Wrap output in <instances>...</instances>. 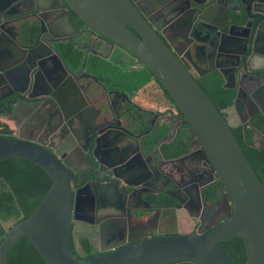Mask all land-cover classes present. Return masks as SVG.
Masks as SVG:
<instances>
[{"label":"water","instance_id":"95a60500","mask_svg":"<svg viewBox=\"0 0 264 264\" xmlns=\"http://www.w3.org/2000/svg\"><path fill=\"white\" fill-rule=\"evenodd\" d=\"M1 1L6 7L24 2ZM46 1L36 0V3L47 5ZM228 1L234 0H214L211 6L206 7L199 0H154V5L149 2L142 7L140 2L132 0H64L86 25L84 31L105 42L102 47L111 44L110 48H120L133 61V65L127 62L129 66L148 71L149 76L154 75L166 89L180 113L173 125L174 134L167 136L168 142L175 139L179 129L185 130L182 124L186 121V129L197 143L195 150L179 156L166 159L162 155L165 163L171 165L168 171L175 175L173 164L179 162L180 172L187 174L182 178L189 177L173 186H178L181 192L182 200L172 194L180 205L156 211L157 220L149 231L142 233H134L141 228L128 227L130 214L125 210L112 215L104 213L98 220L88 221L89 224H97L99 237V254L88 258L76 255L71 243L72 221L79 219L82 200L90 202L89 213L94 216V210L98 208L96 201L100 199H107L106 206L118 208L115 194L120 192L126 198L124 207L127 208L135 191H140L138 196L142 201V195L151 189L171 194L153 185L155 173L167 177L168 183L174 181V177L164 174L155 165L149 168V160L143 158L142 146L136 135L119 127L115 120H106L107 113L112 112L109 101H100L97 109L87 106V100L93 102L91 97L99 95V90L92 82L83 84L84 78H92L107 95L110 93L97 75L85 70L87 56L92 53L90 48H85L80 69L69 67L54 46L44 55L38 48L40 45L46 47L43 43L24 49L34 44L32 28L36 29V26H29L32 22L27 16L20 17L18 12H2L0 7V98L13 95L6 112L10 117L14 113L22 117L20 123L38 109L52 118L50 111L44 109L45 104L50 103L57 116V126L51 127V135L47 139L20 133L0 134V160L25 158L41 167L51 179L45 195L29 217L22 218L21 214L19 219L4 224L7 233L0 243V264H9L8 252L22 235L29 238L47 264H231L220 242L233 237H240L243 241L244 264H264V176L260 179L255 173L230 122L197 82L200 76L219 70L225 78V86L236 91L232 106L242 125H251L250 121L256 114L264 118V107L260 104V98H264V0H254L255 13L248 14L249 20L244 24L230 17L236 10ZM51 4L54 9L63 10L69 25L75 30L73 34L82 33L83 30L74 25L67 8L59 0H51ZM40 6L36 8L38 12L32 10L34 15H42ZM49 18L54 25L52 27L58 29L59 19ZM254 18L258 19L252 23ZM15 21H22L16 33L22 43L20 47L24 48L19 47L18 52L25 50L18 59H14L17 54L5 50L6 43L13 42L10 35H15L7 25ZM187 35L189 43L176 42V38ZM193 41L202 43L203 51L204 47H210L214 54L210 68L201 70L194 66L195 70H192L183 61L181 54ZM95 54L105 59L110 57L108 54ZM8 84L13 86L12 92L3 94L2 89ZM26 85L28 87L25 88ZM38 105L41 106L36 109ZM99 115L103 119L101 122ZM123 136L132 138L135 144H128L121 155L112 154L113 149H102L106 138L117 142ZM184 139L186 141L187 136ZM263 146L264 134L259 148ZM196 154L201 156L200 163L210 166L209 183L202 182L196 172L192 175L191 164L197 163L194 160ZM136 164H140L147 173L134 171ZM84 165L86 169L82 171ZM89 166L92 168L88 169ZM85 173L92 174V177L83 182ZM133 176L141 178L129 182L128 177ZM214 176L217 177L215 184L222 192V216L207 227V234L200 227L195 231L182 232L177 210L183 209L184 216L198 218L202 224L201 194L214 182ZM119 184L134 186L135 191L120 190ZM146 202L149 205L148 199ZM139 209L133 207L131 213L143 219L136 213ZM166 223L172 224V228H164L162 224ZM111 239L113 241L103 246Z\"/></svg>","mask_w":264,"mask_h":264},{"label":"flooded vegetation","instance_id":"af4514ba","mask_svg":"<svg viewBox=\"0 0 264 264\" xmlns=\"http://www.w3.org/2000/svg\"><path fill=\"white\" fill-rule=\"evenodd\" d=\"M35 1V2H34ZM134 2H140L142 7L147 6L146 3H149L152 5H154V0H132ZM202 1L203 4L202 6H206L209 7L213 4L214 0H199ZM34 2V3H33ZM59 2L61 3V5H63L65 8H67L68 14L70 16V18L72 19V22L74 23V25L76 27H78L79 29H82V33L78 32L75 33L74 28H72L66 17L64 16V12L63 10L56 8L54 9L53 6L50 7L51 4V0L46 1L47 5L44 3H36V0H24V2L22 4H18L15 5L14 7H6L4 2H0V7L2 9V12H10V13H15L18 12L19 15H21L20 17L23 16H27V19H29L30 22H32L31 25L29 26H36V29L32 30L35 32L34 36H33V41L34 44L30 45L28 48H24V47H20L21 46V42L18 41V26H20L22 24V21H15V23H10V26L8 28H11V32L15 33L14 36H11L13 40L6 43L5 46V50L7 52L10 51L17 54V57H15L14 59H18L21 54L24 55V51L25 50H19L18 52V48H24V49H30V48H34V45H38L39 43H43L46 45L45 46H39V50L40 52L44 55L49 53L48 49L52 48L55 44H59V43H67L69 41L75 42L78 46H80L84 51L86 50L85 48H90V51L94 54V53H101L102 55H107L108 52L103 51L102 49H104V47L102 48H98L96 47V45L99 43L100 45L104 44V41H101L100 38H98L96 35H92L90 33H88L87 31H84V29H86V25L83 24V21H80L78 19H75L74 16L71 15V10L67 7L66 3L64 2V0H59ZM254 2V0H234V1H228V4H234L233 7L235 8V12H232L230 14V17L232 16L233 21L235 22H239L241 24H244V22L249 18L247 17L248 14H254L255 11L253 10V6L252 3ZM40 6L41 8H43V11L41 10V14L40 16L34 15L36 12H38L36 10V8ZM35 9V13L32 12V10ZM47 9V10H44ZM264 9V8H263ZM40 13V12H39ZM49 16L53 17H57L59 19V28L55 29L54 25H52V23H50V18ZM26 18V17H25ZM42 19V20H41ZM258 18H254L252 23L255 22ZM42 21V22H41ZM40 26H37L39 25ZM37 24V25H35ZM15 26V27H14ZM17 26V27H16ZM50 26V27H49ZM165 27V26H164ZM35 28V27H34ZM17 32V33H16ZM161 35V34H160ZM188 35H190V32L188 33ZM187 36H185V38H176V42H181V43H189L187 41ZM9 38V37H8ZM213 42V41H212ZM25 44V43H23ZM5 45V44H4ZM27 45V44H25ZM109 47V53L108 55H110V59L112 60V58H116L119 61H126L130 64H132L131 59L129 58V56H127L126 54H124L122 52V50L120 48L117 47H111V44H106ZM177 45V44H176ZM55 47V46H54ZM177 48L181 50V47L179 45H177ZM204 51H203V44L202 43H197L196 41H193L192 43L188 44V46L186 47V49H184V51L181 54V57L183 59V61L186 63V65H188V67L190 69H194L195 67L197 69H207L210 68L211 63L213 62V56L214 54L212 53V51L210 50V47H204ZM4 50V49H2ZM123 56H122V53ZM90 54V53H89ZM88 54V55H89ZM19 56V57H18ZM14 59H12V62H14ZM49 63V62H47ZM6 64V63H5ZM44 66H46V64H43ZM254 66H256V64H253ZM61 67H63V65H61ZM46 69V67L44 68ZM80 69V68H79ZM211 72V71H210ZM60 73L61 75H63V71L60 68ZM209 73V72H208ZM205 75V74H204ZM202 75V76H204ZM200 76V77H202ZM63 77V76H62ZM199 77V78H200ZM154 80H151V83ZM83 82V81H81ZM28 87V85L25 86V88ZM13 86L11 84H8L6 87H4L2 89V93L3 94H9L10 92H12ZM40 89V88H38ZM115 90V89H114ZM112 90V91H114ZM119 90V89H118ZM53 93L55 92V88L52 89ZM117 92V94H109V98L107 99L109 101V103L111 104L112 107V111H113V117H114V113H116L117 115L120 113H123L122 116L124 118H134L135 120L137 119V121H140L139 118L137 117V114L134 116L130 113L129 111L132 110L133 108L135 109V107L139 110L144 111L145 109H143L142 106H140L139 104H137L134 100H136V96H131L134 93H127L124 92L122 90L119 91H114ZM124 93H126V96L124 95ZM12 96H6L4 98H0V129L7 127L9 129H11L10 127L14 126V131L11 132H1L0 130V134H8V135H13V134H22V135H27V136H37L41 139H47L48 136L51 135L50 130L51 127L54 126V128H56V124H57V116H56V111H55V107H53L50 103H46L44 106V109H46L47 111H50V114H52V118H48L45 114V111H38L31 113L30 117H28L25 121L23 120L22 123H20L22 117L18 116V114L14 113L12 117H10L9 113L6 112V108L8 107V101L9 99H12ZM31 101L33 99H30ZM35 101V100H33ZM88 104L87 106L90 108H95V105L93 102H90L89 100H87ZM62 104V103H61ZM92 104V105H91ZM41 105H38L36 107V109L38 107H40ZM123 106V107H122ZM68 108V107H66ZM24 113V112H23ZM122 116L119 115L116 118V123L118 124L120 122V120L122 119ZM146 117V114H143V118ZM112 119V118H111ZM115 119V117H114ZM148 118L144 119V122H148ZM2 121H6L9 123H4ZM20 123V124H19ZM19 124V126H18ZM56 125V126H55ZM59 128V127H58ZM184 129H186L185 127H182ZM162 137H159L158 140L155 139H151L147 142H143L142 144H144L145 149L144 152H149V163L148 166L150 168L151 165H155L157 166L161 172H163L164 174H169V176L171 175L172 177H174V181H172L171 183H168V178L167 177H162L159 173H155V179L152 181L153 185H156V187H159V189H161L162 191H169L171 194H164L163 192L159 191V190H152L150 192L144 193L143 196V201L141 199H139L140 195V191H135V187H126V186H119L120 190H126V191H135L134 194H132V197L130 199V204L129 207H124V204L126 202V198L122 197L120 195V192H118V194H115V197H117V206L118 208H114V207H109L106 206L108 204L107 199H100L99 201H96L95 198H93V201H96V206H98V208H96L94 210V216H91L89 213L90 210V202H87L86 200H82L81 203V208L78 212V216L79 219L78 220H74L72 221V238L76 239L79 238L80 236L84 235V236H88L90 238V240L92 241L93 245L97 247L98 250V246H99V237H98V226L97 224H89L88 221L90 220H98L99 216H102L104 213H109L107 215H112L113 213L116 212H122L123 210H125L127 212V214H130V216L128 217L127 220V225L128 227L131 228H141L139 229V231L134 232V233H142V232H146L150 230V226L152 223H154V221H156V217H157V212L156 211H161L162 208H166V207H171V206H175V205H180V202L177 200L176 197H174L172 194H175L176 196H178L179 200H182V196H181V192L178 188V186H176V188H173L175 182L179 181H186V178L189 177H185L182 178L184 176H187L186 173H181L179 170V167H181L179 164V162L173 164L174 165V171H176V174L173 175L171 172L172 171H168L169 168L167 167V163H165V160L163 159V153L161 151V148L163 146L162 143ZM168 140V138H167ZM186 142H188V149L185 151H190V150H195L197 148V143L196 141L193 139V137L191 135H187V140ZM153 143V146L150 148L151 144ZM156 146V147H154ZM154 148V149H153ZM197 160V163L191 164L192 166V170L191 172H193L192 175H195L196 173L200 176V180L202 182H208L209 176L211 174L210 172V166L208 164H202L200 163L201 161V156L199 154H196L194 156V160ZM179 163V164H178ZM171 166V165H170ZM169 166V167H170ZM92 166H89L88 169H91ZM86 169V166L84 165L82 167V171ZM144 172V174L147 173V171H142ZM196 172V173H195ZM77 177V174L75 175ZM92 177V174H84V179L83 182H85V180L88 179V177ZM170 176V177H171ZM97 176H94V178H96ZM141 178L140 176H133V177H128V181L129 182H134V181H138V179ZM214 181L212 184L208 185L207 189L205 188L202 191L201 194V207H200V213H201V217L203 220V223L201 224L198 218H191V222H187L188 227L186 228L187 231H195L198 227H200L203 230H206L205 233L209 230H207L210 225H212L214 222H216L218 220V218L220 216H222L223 212H224V208L222 206V192L221 189L219 187H217V185L215 184L217 182V177L214 176V179L212 180ZM168 183V184H167ZM209 183V182H208ZM215 187L216 188V193L214 195H212V199L209 200L208 199V195L206 194V192H209V190L211 188ZM134 189V190H133ZM157 196H167L169 197L168 201H162L160 202L159 199H157ZM85 198V195L84 197ZM147 199L150 201L148 204L146 205V201ZM146 200V201H145ZM145 201V202H144ZM122 204V206H120ZM137 208L139 210H136V213L141 214L140 216H142L143 219L135 217L132 215V208ZM148 209H150L148 211ZM153 209V210H152ZM194 210V209H193ZM145 211V212H144ZM178 213V224H179V228L181 229V226L183 223H185V220L183 219L184 217H182L183 215H185V212L183 209H178L177 210ZM160 215V212H159ZM158 218V217H157ZM15 219L11 218L10 220H8L9 223H12ZM159 220V219H158ZM95 222V221H94ZM7 223V224H9ZM160 224V222H159ZM190 224V225H189ZM139 226V227H136ZM162 226L164 228H166L167 226L169 228H172V224L166 223L165 225L162 224ZM185 228V227H182ZM186 232V231H185ZM94 238V240H93ZM111 240H108L104 243L103 246L107 245V243H109Z\"/></svg>","mask_w":264,"mask_h":264},{"label":"trees","instance_id":"16d2710c","mask_svg":"<svg viewBox=\"0 0 264 264\" xmlns=\"http://www.w3.org/2000/svg\"><path fill=\"white\" fill-rule=\"evenodd\" d=\"M71 15L75 19L82 21L73 11H71ZM57 50L66 64L72 69L78 68L85 56V51L72 41L58 44ZM90 57V69L110 88L120 89L128 93L135 92L137 94L136 99L142 105L154 107L156 110L158 107H165L166 112H172V116H176V118L180 117L176 104L154 75L149 76L148 71L143 68H127V70H124L122 61L115 65L109 59H105L95 53H90L88 58L90 59ZM117 65L122 66L120 68ZM151 80H154V83H151ZM197 82L217 109L227 118L225 110L232 106L236 91L234 88L225 86L223 74L215 69L198 78ZM129 112L132 113L131 116L137 114L136 118H139L144 123L146 118H143V114H146L145 111L135 109V111L130 110ZM159 113H164V111L160 110ZM2 122L9 123L6 121ZM160 124L154 130L155 133L151 134L149 140L155 139L156 136L163 137L172 123L167 120ZM250 124L231 126L250 165L258 177L262 179L264 176V146L259 148L260 143L257 142L255 136L256 131L260 133V136L264 134V118L260 114H256L252 117ZM182 127H188L186 121L182 124ZM10 128L4 127L0 130L1 132L14 131V126ZM187 135V129L179 130L172 142L166 145L163 144L161 148L163 156L166 159H170L184 153L188 149V142L184 139ZM152 146L153 143L150 148ZM169 166L170 164L167 163L168 168ZM50 182L49 175L30 160L21 157L0 160V243L7 233L4 224H7L11 218L19 219L21 214H23L22 218L29 217L45 195ZM215 193V187L206 192L208 199L211 200L212 195ZM156 198L160 202L169 200L167 196H157ZM71 243L75 254L79 257L88 258L99 254L96 246L93 245L88 236L82 235L76 239L72 238ZM220 245L231 264H244L246 253L240 237L222 241ZM7 261L9 264H47L26 235H22L12 245L7 255Z\"/></svg>","mask_w":264,"mask_h":264},{"label":"crops","instance_id":"0c3cea01","mask_svg":"<svg viewBox=\"0 0 264 264\" xmlns=\"http://www.w3.org/2000/svg\"><path fill=\"white\" fill-rule=\"evenodd\" d=\"M16 14H18V13H16ZM60 44V43H59ZM57 45L58 44H55L54 46H55V48L57 49ZM102 46H103V44L102 45H100L99 43L96 45V47H98V48H102ZM103 51H106V52H108L107 54H110L109 52V47L108 46H105L104 47V49H102ZM59 52V51H58ZM121 52V51H120ZM122 53V52H121ZM61 55V54H60ZM62 56V55H61ZM122 56H123V53H122ZM89 57V55L87 56V60H86V62H85V70L86 71H88V72H90V73H92V74H95V75H97L95 72H93L92 71V69H90V65H91V57H90V59L88 58ZM107 59H109V61H111L113 64H118V62H119V60L117 59V56H116V58H112V60L110 59V58H107ZM83 62V61H82ZM131 62H132V60H131ZM93 63V62H92ZM122 63H123V65H124V70H127V68H134L133 66H129L128 64H127V62L126 61H122ZM82 64V63H81ZM81 64H80V66L78 67V69L81 67ZM127 64V65H126ZM131 65H133V62H132V64ZM118 66V65H117ZM120 66H122V65H120ZM120 66H118V67H120ZM117 67V68H118ZM121 68V67H120ZM88 82H92L93 83V85L96 87V89H98L99 90V95H93V97H91V100L93 101V103L95 104V107H96V109L98 108V106H99V102L100 101H108L107 99L110 97L109 95H107L108 93H106L104 90H103V88H102V86L100 85V84H98L95 80H93L92 78H90V77H88V78H84V81H83V84L84 83H88ZM103 83H105V82H103ZM106 84V83H105ZM106 88L108 89V91H110V93L109 94H111V96H112V94H117V92H114V91H112V90H114L113 88H110L109 87V85H107L106 84ZM120 90V89H119ZM112 91V92H111ZM123 91V90H122ZM124 92H126V91H124ZM128 93V92H127ZM264 94V93H263ZM136 95V93L134 92V94L133 95H131V96H135ZM137 104H139L140 106H142L143 107V109H145L144 111L146 112V117L145 118H148L149 120H148V122H144V123H142L141 121H137V119L135 120L134 118H124L123 116H122V114L123 113H120V114H116V113H114V117L117 115V117L119 116V115H121L122 116V119L120 120V122L118 123L119 125V127H122V128H124V129H127V130H130L133 134H135L136 135V137L138 138V141L140 142V144H141V146H142V156H143V158L144 157H146V158H149V152H144V150L143 149H145V147H144V144H142L143 142H147V141H149V138H150V136H151V134L154 132V130H156V128L158 127V126H160L161 124L160 123H162V122H165V121H170L172 124L170 125V127H169V129H168V131L166 132V134H164L163 135V137H162V140L161 141H163L162 143L163 144H168V143H170V142H168V140H167V136H170V135H173L174 134V132H175V129H173V125H174V123H176L175 121H177L178 120V118L179 117H177L176 118V116H172L173 115V113L172 112H166L165 110V107H163V108H160V107H158L157 108V110L153 107V108H151V107H148V106H144V105H142L141 104V102L138 100V99H136V100H134ZM260 104L264 107V98L262 97V98H260ZM92 105V104H91ZM123 107V106H122ZM135 109H137L136 107H135ZM135 109L133 108V111H135ZM113 110V109H112ZM160 110H163L164 111V113H159L160 112ZM229 112V114H230V116H231V119L232 120H234V121H236V123L235 124H233V125H239V124H242L241 123V121H240V118H239V115H238V113H237V111L235 110V108L233 107V106H231L230 108H228L227 109ZM114 117H113V111L112 112H108L107 113V117H106V120H110L111 118V120L112 121H114L115 123H116V118L114 119ZM228 118V117H227ZM98 120H99V122H101V121H103V119H102V117L99 115L98 116ZM229 120V119H228ZM172 121H174V122H172ZM230 122V121H229ZM230 124H231V122H230ZM232 125V124H231ZM247 125H249V124H247ZM171 128V129H170ZM180 130V129H179ZM178 130V131H179ZM155 133V132H154ZM256 134L258 135V136H260V133L259 132H257L256 131ZM261 137V136H260ZM176 138V137H175ZM119 140L117 141V142H114V141H110L108 138H106L105 139V141L103 142V147H102V149L104 150V151H106L107 149H113V151H112V154H116V155H121V153L123 152V151H125V148H126V146L128 145V144H131V146H132V144L134 145L135 144V141L132 139V138H129L128 136H123L122 138H118ZM154 138H152V140H153ZM159 139V136H156L155 137V140H158ZM174 140V139H173ZM172 140V141H173ZM114 142V143H113ZM154 147H156V146H154ZM157 148V147H156ZM154 149V148H153ZM102 150V152H104ZM145 153V154H144ZM144 154V155H143ZM136 167H134V171H137L139 174H141V173H143L142 171H143V168H142V166L140 165V164H136L135 165ZM184 230V229H183Z\"/></svg>","mask_w":264,"mask_h":264},{"label":"rangeland","instance_id":"374dc122","mask_svg":"<svg viewBox=\"0 0 264 264\" xmlns=\"http://www.w3.org/2000/svg\"><path fill=\"white\" fill-rule=\"evenodd\" d=\"M226 112H227V119H229L228 121H230L231 122V124L233 125V124H235L236 123V121H234V120H232L231 119V116H230V114L228 113L229 111L228 110H225ZM255 139L257 140V142H259V143H261V141H262V136L260 137V136H258L257 134H256V136H255ZM258 143V144H259ZM184 216V215H183ZM182 216V217H183ZM184 220H185V223H183L182 224V226H181V230H182V232H185L187 229V227H188V224H187V221L188 222H191V220L188 218V216H184V218H183ZM7 223H9V222H7ZM190 225V224H189ZM182 227H185V228H182ZM184 229V230H183ZM93 240H94V238H93Z\"/></svg>","mask_w":264,"mask_h":264},{"label":"clouds","instance_id":"9594fccd","mask_svg":"<svg viewBox=\"0 0 264 264\" xmlns=\"http://www.w3.org/2000/svg\"><path fill=\"white\" fill-rule=\"evenodd\" d=\"M261 144V143H260Z\"/></svg>","mask_w":264,"mask_h":264}]
</instances>
